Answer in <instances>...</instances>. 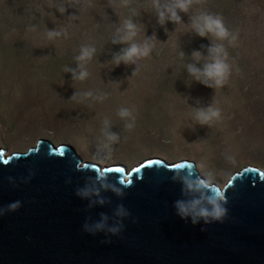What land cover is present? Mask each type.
<instances>
[{"label":"rangeland","instance_id":"rangeland-1","mask_svg":"<svg viewBox=\"0 0 264 264\" xmlns=\"http://www.w3.org/2000/svg\"><path fill=\"white\" fill-rule=\"evenodd\" d=\"M157 11L153 0H0L5 155L45 140L70 145L84 162L102 167L188 161L219 187L244 167L264 169V0H193L187 12L177 11V24L159 23ZM203 12L220 15L235 41L197 35L192 22ZM127 20L136 35L113 43L125 35ZM53 31L60 35L49 38ZM132 43L152 51L116 64ZM215 44L225 46L231 71L223 86L210 88L189 75L187 65L203 68ZM85 47L95 51L79 62ZM82 69L87 77L74 79L71 70L78 75ZM209 106L221 117L201 125L197 110ZM122 108L131 115L121 118ZM132 117L134 127L127 129Z\"/></svg>","mask_w":264,"mask_h":264},{"label":"water","instance_id":"water-1","mask_svg":"<svg viewBox=\"0 0 264 264\" xmlns=\"http://www.w3.org/2000/svg\"><path fill=\"white\" fill-rule=\"evenodd\" d=\"M6 152L0 149V264H264V169L244 167L219 187L188 161L176 163L180 169L151 159L162 163L134 172L150 160L131 170L102 167L45 140ZM117 168L124 171H108ZM101 170L106 179H97ZM209 188L226 198L221 219L180 214L177 202L193 197L211 210Z\"/></svg>","mask_w":264,"mask_h":264},{"label":"clouds","instance_id":"clouds-1","mask_svg":"<svg viewBox=\"0 0 264 264\" xmlns=\"http://www.w3.org/2000/svg\"><path fill=\"white\" fill-rule=\"evenodd\" d=\"M154 7L158 10V22L163 24L166 20L173 23H180L181 18L177 14V11L187 12L193 3V0H172L171 3L161 5L159 0H153ZM57 11L63 12V7L57 9ZM125 35L120 39L114 40L113 43H126L132 40L136 35V25L131 20L125 21L123 25ZM192 28L201 37L212 36L218 41H228L229 44L233 43L236 37L230 33L228 28L223 22V18L220 15L203 12L199 16L195 17L192 22ZM119 31V30H118ZM58 32H49V38L58 36ZM95 49L82 48L81 54L76 57L77 61L82 62L91 58ZM152 51V47L148 44L139 45L136 43L130 44L127 48L122 49L121 54L114 58L116 64L121 61L124 63H135L136 60L147 57ZM209 51V62H205L203 68H197L195 64L187 65L188 74L191 75L195 80L205 84V86L214 88L217 86H223L227 81L231 66L228 61V52L223 44H215L208 49ZM194 56H200V53L194 52ZM65 71L69 69L65 68ZM73 71V78L76 80H84L88 73L86 70H81L77 75L75 70ZM131 115L130 111L126 108H122L119 111L121 118H127ZM221 112L219 108H213L209 106L207 109H199L196 113V120L201 125L209 124L214 119H219ZM133 123L126 124L127 129L134 127L135 117H132ZM109 138L115 142L118 137L115 134H109ZM191 168V166H189ZM181 169V168H180ZM191 176H195L194 172H190ZM107 173L103 170L97 172V179H106ZM122 183V182H119ZM196 189H202L203 185L199 182V179L194 182ZM189 190H192V183L187 185ZM203 195L207 198V203L211 205V210L200 206L199 197H193L189 202H177L180 214L182 216H199L207 221V218L219 220L224 216L226 209L222 207V202H226V198L223 196L221 191L213 192L210 188L205 189ZM13 209L17 207L16 204L11 206ZM195 223V219H193Z\"/></svg>","mask_w":264,"mask_h":264},{"label":"snow or ice","instance_id":"snow-or-ice-1","mask_svg":"<svg viewBox=\"0 0 264 264\" xmlns=\"http://www.w3.org/2000/svg\"><path fill=\"white\" fill-rule=\"evenodd\" d=\"M61 155L63 154L62 152L60 153ZM0 158H2V154H0ZM8 161L7 160H4V163H7ZM160 163H162L161 161H148L146 164H141L139 167H137V168H134L133 169V171L134 172H139L142 168H144V167H147V166H151V165H154V164H160ZM173 167H175V168H183L184 167V165H182V164H176V165H174ZM108 171L109 172H113V171H115V172H117V173H119V172H123L124 171V169H122V168H117V169H108Z\"/></svg>","mask_w":264,"mask_h":264},{"label":"bare ground","instance_id":"bare-ground-1","mask_svg":"<svg viewBox=\"0 0 264 264\" xmlns=\"http://www.w3.org/2000/svg\"><path fill=\"white\" fill-rule=\"evenodd\" d=\"M154 159H157V158H154ZM184 162V161H183Z\"/></svg>","mask_w":264,"mask_h":264}]
</instances>
